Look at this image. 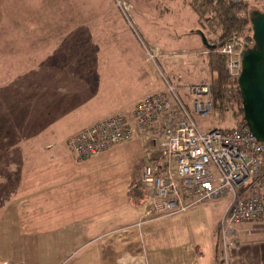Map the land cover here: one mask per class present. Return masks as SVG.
<instances>
[{
    "label": "crops",
    "instance_id": "0c3cea01",
    "mask_svg": "<svg viewBox=\"0 0 264 264\" xmlns=\"http://www.w3.org/2000/svg\"><path fill=\"white\" fill-rule=\"evenodd\" d=\"M42 17L11 15L0 4V24L4 27L0 39L16 40L13 45L6 42V53L16 48L12 55L23 56L29 54L27 49L34 48L40 64L38 68L28 67L29 73H25V68L19 73V64L12 68L7 63L4 65L7 86L27 93L26 103L30 105L23 106L18 115L25 121L20 129L21 139L15 141L8 131H0L3 143L0 151H6L8 156L2 180L9 187L4 209L9 215L5 220V214L0 215V260L23 264H222L217 230L223 213L221 207L189 210L195 205L185 211L168 213L152 207H135L129 200L128 207L136 210L120 209L127 207L115 204L121 194L122 197L128 194V189L133 197L143 200L139 186L142 166L148 160L155 163L163 160L159 139L148 140L137 132L130 140L95 155L107 151L117 155L131 146L128 145L131 141L139 144L135 174L129 180L123 176L121 183L116 184V194L112 195L103 186L102 177L94 179L92 165L87 162L90 158L77 161L69 153L66 145L69 136L113 113L130 114L138 99L164 89L141 91L133 98L132 87L113 85L105 80L104 74L98 75L102 65L90 66L86 73L68 71L57 76L55 70L68 57L62 55L69 53L72 57L73 50L62 47V36L54 30L47 32ZM198 53L191 55V61L204 72L203 62V67L198 63ZM37 103L46 108L43 119L35 122V115L41 110ZM101 111L105 114L97 116ZM6 120L4 113L0 121L6 123ZM36 137L42 143L35 148ZM111 201L116 209L111 210ZM235 230L228 264H264V221L242 222Z\"/></svg>",
    "mask_w": 264,
    "mask_h": 264
},
{
    "label": "rangeland",
    "instance_id": "374dc122",
    "mask_svg": "<svg viewBox=\"0 0 264 264\" xmlns=\"http://www.w3.org/2000/svg\"><path fill=\"white\" fill-rule=\"evenodd\" d=\"M183 3L185 4L183 0H0V4L8 14L33 15L41 19L44 16L47 32L54 30L57 35H61L63 48L64 42L68 40L66 37L73 38L72 41L76 44L73 55L72 57L69 53L62 55H68L70 58L67 57L60 69L59 66L57 67L55 70L57 76L64 75L68 71L74 74L86 73V69L90 66L102 65L98 68H101L97 72L98 75L104 74L105 80L113 85L117 83L127 88L132 87L133 98H136V94L141 91L165 89L167 82L176 87L177 84L182 85L190 81L208 83L211 81L212 73L207 70L201 72V68L191 61V55L199 51L198 63L203 67L201 48L205 40L214 42L217 34H212L206 27L200 26L195 14ZM248 6L250 9L260 11L263 9L254 2ZM1 30H4L3 24H0ZM56 34L54 36H57ZM6 42L13 45L16 40L0 39V114L6 113L7 116L6 123L0 121V131L2 130V133L8 131L9 137L17 141L23 137L20 129L25 125V121L18 116L19 112L23 106L30 104L26 103L27 93L17 92L15 88L7 86L8 82L6 83L5 78L7 72L4 65L7 63L12 68V65L19 64V73L23 68L25 73H29L28 67L34 68L40 64L37 63L34 48L27 49L29 54L23 56L12 55L15 54L16 48L6 53L5 49L8 46ZM46 42H49V39H46ZM47 64L49 69V61ZM47 73L50 74L49 70ZM70 78L71 76L68 79ZM25 84L28 85V82ZM47 84H50V80H47ZM22 87L30 90L28 86ZM182 87H177L180 89V94L184 93ZM128 91L131 93L130 90ZM45 92L48 97L50 94L48 85L45 86ZM40 105L41 103H37L36 106ZM39 108L41 110L35 115V122L43 119V109L46 107L41 105ZM234 109L239 112L237 104H234ZM102 114L105 112L101 111L97 116ZM229 114L215 109L208 114L192 112L194 121L202 131L236 125L237 120L235 121ZM30 141L32 142V138ZM41 143V139L36 137L33 146L36 148ZM128 145L131 146L124 148L123 153L116 155L107 151L103 155L87 160L92 165L94 179L102 177L101 182L104 187H108L110 195L116 194V184L121 183L123 176L129 180L136 172L134 163L139 161L140 147L137 141H131ZM7 157L6 151H0V172H2L0 173V215L5 214L4 220L9 215V212L4 210L9 187L6 181L2 180L6 172ZM127 193L123 197L121 194L120 200L117 199L118 202L115 203L117 206L127 207L120 209L136 210L128 207V200L135 207L144 208L147 205L141 203L143 201L141 198L133 197L131 189H128ZM226 202V198L222 197L198 204L189 210H219L220 207L224 210ZM115 204L113 201L110 202L111 210L117 208Z\"/></svg>",
    "mask_w": 264,
    "mask_h": 264
},
{
    "label": "built area",
    "instance_id": "2783aa9c",
    "mask_svg": "<svg viewBox=\"0 0 264 264\" xmlns=\"http://www.w3.org/2000/svg\"><path fill=\"white\" fill-rule=\"evenodd\" d=\"M248 1L264 12V0ZM245 48L244 40L236 35L219 48L230 74L239 75ZM183 89L180 96L167 82L164 90L138 99L130 114L113 113L74 133L66 141L67 149L82 161L130 140L137 132L148 140L159 139L163 160H148L142 166V202L155 211L174 213L226 198L217 230L219 258L228 264L235 227L242 222L264 221V142L255 138L246 122L202 131L192 112L208 114L212 110L210 83H186ZM0 264L23 263L0 260Z\"/></svg>",
    "mask_w": 264,
    "mask_h": 264
},
{
    "label": "trees",
    "instance_id": "16d2710c",
    "mask_svg": "<svg viewBox=\"0 0 264 264\" xmlns=\"http://www.w3.org/2000/svg\"><path fill=\"white\" fill-rule=\"evenodd\" d=\"M183 1L185 2L183 4L195 14L196 21L200 26L206 27L212 34H217V39L214 42L210 43L205 40L202 46L204 68L213 75L209 82L211 86L212 110L230 113L229 116L235 121L237 120L236 125L232 127L239 126L245 123V119L238 86V76L230 74L227 68L226 56L219 51V48L233 35L241 37L246 47L253 44L250 22L253 9L248 6L253 2L248 0ZM66 39L68 40L64 42V47L73 50L76 46L72 41L73 38L67 36ZM177 87L180 88L181 86L179 84L176 87L173 86L174 90H177L176 92L183 96ZM234 104L238 105L239 112L234 109ZM225 128H230V126Z\"/></svg>",
    "mask_w": 264,
    "mask_h": 264
},
{
    "label": "water",
    "instance_id": "95a60500",
    "mask_svg": "<svg viewBox=\"0 0 264 264\" xmlns=\"http://www.w3.org/2000/svg\"><path fill=\"white\" fill-rule=\"evenodd\" d=\"M251 14L253 44L242 53L238 86L245 122L264 142V12L253 9Z\"/></svg>",
    "mask_w": 264,
    "mask_h": 264
}]
</instances>
